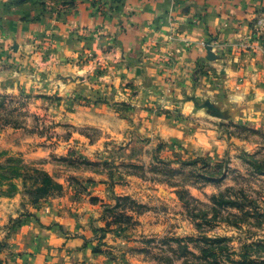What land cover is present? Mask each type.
<instances>
[{
  "label": "crops",
  "instance_id": "1",
  "mask_svg": "<svg viewBox=\"0 0 264 264\" xmlns=\"http://www.w3.org/2000/svg\"><path fill=\"white\" fill-rule=\"evenodd\" d=\"M257 16L264 0H0V93L37 77V102L65 97L70 131L56 141L0 130V264H160L157 240L187 233L165 208L181 207L177 195L104 163L148 164L159 142L221 156L229 146L202 101L264 126V45L237 50ZM64 157L101 167L67 169ZM218 190L192 191L207 201Z\"/></svg>",
  "mask_w": 264,
  "mask_h": 264
},
{
  "label": "rangeland",
  "instance_id": "2",
  "mask_svg": "<svg viewBox=\"0 0 264 264\" xmlns=\"http://www.w3.org/2000/svg\"><path fill=\"white\" fill-rule=\"evenodd\" d=\"M263 45L259 43L257 49ZM35 80L14 91L0 93V130L13 129L27 135L38 132L46 140L57 141L59 136L66 139L70 131L65 129V119H61L67 107L65 97H52L51 101L46 96V101L37 102L40 95L37 77ZM201 103L204 106L205 102ZM210 112L218 117L215 120L219 138L229 146L221 156L181 151L177 144H172L174 154H166L162 153L165 143L159 142L154 151L146 153L148 164L122 159L118 167L108 162L104 165L111 172L116 169L122 173H140L148 182L163 183L177 195L181 207L168 202L165 208L170 209V214L180 215L176 216L174 226L184 227L187 233L169 234L157 240L161 248L151 254L160 264H264V126L248 127L221 118L219 110ZM232 146L237 148L232 151ZM62 160L67 169L76 164L101 167L100 163L79 161L76 157ZM18 165V161L11 164L12 169L16 170ZM26 178L35 181L29 197L37 200L43 193H37V173L27 170ZM210 184L219 185V190L208 195L207 201L193 195L194 188H206ZM126 203L140 212L147 206L131 198ZM158 242L154 243L159 246Z\"/></svg>",
  "mask_w": 264,
  "mask_h": 264
},
{
  "label": "built area",
  "instance_id": "3",
  "mask_svg": "<svg viewBox=\"0 0 264 264\" xmlns=\"http://www.w3.org/2000/svg\"><path fill=\"white\" fill-rule=\"evenodd\" d=\"M253 34L251 36V39L253 38L254 41L249 40L248 42L240 43L237 47L238 52H241L244 49L255 51L257 50V47L259 46V43H264V17L257 16L253 19ZM263 40V41H262ZM255 43V44H254ZM208 50L210 52L217 51L219 54L218 56L224 54V50H220L216 45L208 43Z\"/></svg>",
  "mask_w": 264,
  "mask_h": 264
},
{
  "label": "water",
  "instance_id": "4",
  "mask_svg": "<svg viewBox=\"0 0 264 264\" xmlns=\"http://www.w3.org/2000/svg\"><path fill=\"white\" fill-rule=\"evenodd\" d=\"M209 52H210V51H209ZM210 53H212V52H210ZM210 58H215V56H211ZM204 106H205V107H208L210 111H213V112H214V111H215V112L218 111V109L215 107V105L212 104L210 101H206L205 104H204Z\"/></svg>",
  "mask_w": 264,
  "mask_h": 264
},
{
  "label": "trees",
  "instance_id": "5",
  "mask_svg": "<svg viewBox=\"0 0 264 264\" xmlns=\"http://www.w3.org/2000/svg\"><path fill=\"white\" fill-rule=\"evenodd\" d=\"M126 200H128V199H126ZM249 264H252V262H249Z\"/></svg>",
  "mask_w": 264,
  "mask_h": 264
}]
</instances>
